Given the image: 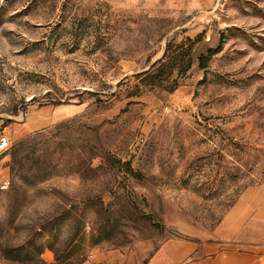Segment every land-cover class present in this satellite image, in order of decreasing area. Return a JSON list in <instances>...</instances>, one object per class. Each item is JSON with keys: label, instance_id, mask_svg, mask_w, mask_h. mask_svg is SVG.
I'll return each instance as SVG.
<instances>
[{"label": "rangeland", "instance_id": "obj_1", "mask_svg": "<svg viewBox=\"0 0 264 264\" xmlns=\"http://www.w3.org/2000/svg\"><path fill=\"white\" fill-rule=\"evenodd\" d=\"M2 135L0 264L221 242L264 184V0H0Z\"/></svg>", "mask_w": 264, "mask_h": 264}, {"label": "crops", "instance_id": "obj_2", "mask_svg": "<svg viewBox=\"0 0 264 264\" xmlns=\"http://www.w3.org/2000/svg\"><path fill=\"white\" fill-rule=\"evenodd\" d=\"M264 184L247 189L215 230L221 241L199 246L193 241L169 240L149 264H264ZM239 240V244H229Z\"/></svg>", "mask_w": 264, "mask_h": 264}, {"label": "built area", "instance_id": "obj_3", "mask_svg": "<svg viewBox=\"0 0 264 264\" xmlns=\"http://www.w3.org/2000/svg\"><path fill=\"white\" fill-rule=\"evenodd\" d=\"M11 146L9 137L6 135H2L0 137V152H5L7 151Z\"/></svg>", "mask_w": 264, "mask_h": 264}]
</instances>
